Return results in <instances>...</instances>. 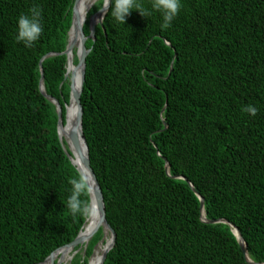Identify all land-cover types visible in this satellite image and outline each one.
<instances>
[{"label": "trees", "instance_id": "obj_1", "mask_svg": "<svg viewBox=\"0 0 264 264\" xmlns=\"http://www.w3.org/2000/svg\"><path fill=\"white\" fill-rule=\"evenodd\" d=\"M74 3L0 0V264H41L87 219L67 207L81 175L40 90L43 77L65 123ZM102 6L88 11L86 36ZM33 7L43 31L26 46L17 18ZM162 24L159 12L136 10L123 24L110 5L86 42L82 131L116 233L103 264H248L228 224L202 221L184 179L205 218L235 225L249 258L264 263V0H181ZM79 199L88 209L86 182ZM102 238L100 229L71 264H88Z\"/></svg>", "mask_w": 264, "mask_h": 264}, {"label": "water", "instance_id": "obj_2", "mask_svg": "<svg viewBox=\"0 0 264 264\" xmlns=\"http://www.w3.org/2000/svg\"><path fill=\"white\" fill-rule=\"evenodd\" d=\"M77 1L78 0H75V3L73 5L72 22H71V27H70V30H69V33H68V44H67V47H66L65 51L62 54L66 55V57H67V72H66V75H65V80L69 79V83H70V100H69V104H71L73 102L75 104V107H76V117H75V121H74V126H73V130H72V132L70 133V136H69L70 137V143L74 147V149H75V151H76V153L78 155V158L80 160V163H81L82 167L84 168V171H82L77 165H75V163L73 162V151L70 149L67 141L63 140L61 135H60V129H61L63 121H64L62 106L60 105V103L57 100L50 98L46 94L45 88H44V84H43V77H42L41 83H40V90L43 93V95H45L56 107V113H57V117H58L57 134H58L59 142L61 144V147H62L64 153L68 157V159L76 167V169L79 172V174L81 175V177H84V180H85V182H86V184L88 185V188H89L90 199H91V191H93V197L95 199L94 201H95L96 209H97V212H98L99 220H98V223H97L96 227L94 228V230L92 231V233L90 235L89 242L98 233V231L100 229H102L103 233L105 232V230H107L110 233V236L112 238L111 243L102 252L100 261L98 263V264H103L105 262V260H106V257L108 255L109 251L113 248V246L115 244L116 233L112 229V227L109 225V223L107 222L106 215H105V203H104V197H103L102 189H101L99 181H98V179H97V177H96V175H95V173H94V171H93V169L91 167L90 158H89V149H88V145L86 143V140H85V137H84L83 131H82L83 108H82V105H81V94H82V91H83V86H84V81H85L86 59H87V56H88V54L90 52V49H87V47H86V42H87V40L89 38L95 40V29H96V26L100 25L101 27H103V20L105 18V15H106L110 5H109L108 9H105V0H103L102 8L99 11H97L95 14H93L88 19L89 35L86 36V34L84 32V24H81L79 22L78 15H77V12H76ZM95 15H100V18L98 19V21L94 20V16ZM71 35H73L75 38H77L79 40V45H77V51L75 53L76 57L78 59L77 65H75L74 64V60H72L70 58L71 53L74 51V49L76 47L74 41H71ZM52 55H53V53L47 54V55H45L43 57V59L47 58V57H50ZM72 66H73L74 69L70 73L69 69ZM78 72H79V77H80V87H79V89H76L74 87V85H73V80L75 78V75ZM68 105H66V114H67ZM163 111H164V109H163ZM65 118H66V115H65ZM80 139L85 144V147H86V154L85 155L83 154V152L81 150ZM85 172L89 176L90 181L87 179ZM166 172L169 175V164H168L167 161H166ZM175 178H183V177H175ZM184 180L189 183V185L191 186L192 190H194V192L196 193V195L200 199L202 221H204L206 223H210V224H218V223L228 224L231 227L234 235L236 236V238H237V240L239 242V245L241 247L242 253H243L247 263L248 264H264V263H256V262L252 261L249 258L248 249H247V243L245 242V240L243 239V237L241 235V232L239 231V229L235 225H233L232 223H230L229 221L224 220V219L207 220L205 218L204 199H203V197L197 193V191L194 189L193 185L188 180H186V179H184ZM86 222H87V219L85 221V224H86ZM85 224L83 225V227L85 226ZM83 227H82V229H83ZM79 234H78V236H79ZM78 236H77V238H78ZM77 238L73 242H71L70 244L65 245V246L57 249L55 252H53L41 264H44L50 257H52L60 249H63L65 247H70V246L73 247V246H75ZM103 241H104V239L102 238V240L95 246V248L93 250V253H94L96 247L98 245H100ZM87 246H88V244H85V251H86Z\"/></svg>", "mask_w": 264, "mask_h": 264}, {"label": "clouds", "instance_id": "obj_3", "mask_svg": "<svg viewBox=\"0 0 264 264\" xmlns=\"http://www.w3.org/2000/svg\"><path fill=\"white\" fill-rule=\"evenodd\" d=\"M111 5V15L118 22L126 23L127 16L133 11H138L142 16L147 17L151 11H157L161 14L163 24L162 27H168L171 21L178 15L181 8V0H151V8L145 9L141 0H105V9ZM40 9L33 7L28 13H22L17 18L16 40L23 42L26 46H31L33 42L40 38L43 28L40 23ZM246 112L253 115L256 114L257 108L253 105H248ZM70 183L73 186L72 194L68 197L67 207L73 214L78 212H86L87 206H82L79 199L80 193L85 188L84 177L80 179H71Z\"/></svg>", "mask_w": 264, "mask_h": 264}, {"label": "bare ground", "instance_id": "obj_4", "mask_svg": "<svg viewBox=\"0 0 264 264\" xmlns=\"http://www.w3.org/2000/svg\"><path fill=\"white\" fill-rule=\"evenodd\" d=\"M96 2H97V0H78L77 1L76 12L78 15L79 22L81 24L85 23L88 11ZM99 18H100V15L94 16V20H96V21H98ZM71 41H74L75 46H76L74 51L75 50L77 51V45H79V40L77 38H75L73 35H71ZM74 51L70 55V58L72 60H74V58H75ZM73 69H74L73 66L70 67V69H69L70 73L72 72ZM73 85L76 89H79V87H80L79 72L75 75V78L73 80ZM75 117H76V107H75V104L72 102L71 104L68 105L65 123L63 121L62 127L60 129V135H61L63 140L67 141L70 149L73 151V162L75 163V165H77L82 171H84V168L82 167V165L80 163L78 155H77L74 147L70 143V137L69 136L73 130ZM80 144H81V150H82L83 154L85 155L86 154V147H85V144L81 141V139H80ZM85 174H86V172H85ZM86 177L90 181V178L87 174H86ZM90 200H91L90 201L91 203L89 204L87 222H86L85 226L83 227L82 231L80 232V234L77 238L76 245L73 247L70 246V247H65L63 249H60L52 257H50L44 264H51L53 261H55L57 259V257L59 255L65 256V261H66V263H68V261H70L72 259L73 255L75 254V247L76 246L85 245V244L89 243L90 235H91L92 231L94 230V228L96 227L98 220H99L98 212H97L95 201H94L95 199L93 197V191H91V199ZM103 234H104L103 244L101 243L102 246L98 245L96 247L94 253L89 258L90 260H89L88 264H98L100 261L102 252L111 243L112 238L110 236V233L107 230H105V232ZM57 264H59V261H57Z\"/></svg>", "mask_w": 264, "mask_h": 264}, {"label": "rangeland", "instance_id": "obj_5", "mask_svg": "<svg viewBox=\"0 0 264 264\" xmlns=\"http://www.w3.org/2000/svg\"><path fill=\"white\" fill-rule=\"evenodd\" d=\"M101 1V0H100ZM99 0H97V2L96 3H98V2H100ZM95 3V4H96ZM94 4V5H95ZM76 50L74 51V55H75V57H76ZM88 211H89V207H88V209H87V216H88ZM103 239H104V234H103ZM89 244V243H88ZM102 244H103V242H102ZM102 244H101V246H102ZM77 254H80L82 257L85 255V245H78V246H76L75 247V254L73 255V257H72V259L70 260V261H68V263H66V261H65V256H63V255H59L57 258V260L59 261V264H71V261L73 260V258H74V256L75 255H77ZM90 260V259H89ZM89 260H88V263H89ZM64 261V262H63ZM55 262H56V264H57V261L55 260V261H53V263L52 264H55Z\"/></svg>", "mask_w": 264, "mask_h": 264}]
</instances>
